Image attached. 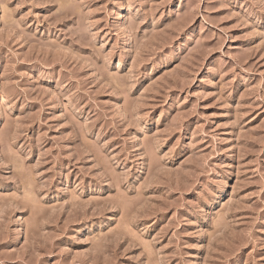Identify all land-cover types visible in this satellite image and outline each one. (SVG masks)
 Masks as SVG:
<instances>
[{
	"label": "rangeland",
	"instance_id": "374dc122",
	"mask_svg": "<svg viewBox=\"0 0 264 264\" xmlns=\"http://www.w3.org/2000/svg\"><path fill=\"white\" fill-rule=\"evenodd\" d=\"M0 264H264V0H0Z\"/></svg>",
	"mask_w": 264,
	"mask_h": 264
}]
</instances>
